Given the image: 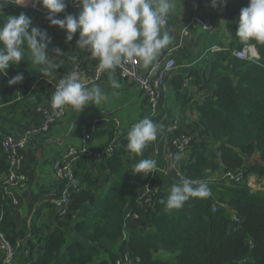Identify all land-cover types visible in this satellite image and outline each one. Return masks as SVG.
Returning a JSON list of instances; mask_svg holds the SVG:
<instances>
[{
    "label": "trees",
    "instance_id": "obj_1",
    "mask_svg": "<svg viewBox=\"0 0 264 264\" xmlns=\"http://www.w3.org/2000/svg\"><path fill=\"white\" fill-rule=\"evenodd\" d=\"M248 4L249 0H227L220 7L232 31L229 46L254 44L260 57L241 59L225 49L212 50L213 44L225 46L217 39L219 32L214 31L202 46V52L208 49L207 56L195 65L201 54L192 52L187 40V44L179 46L180 64L192 66L175 73L172 80L174 96L182 100L181 111L191 112L182 113V118L196 115L176 132L194 129L198 133L189 155L180 160L182 172L194 179H207L217 170L243 171L245 179L239 183L206 184L208 195L190 198L181 208L166 211L161 201L166 200L172 185L158 172L152 184L158 183L161 188L151 206L142 212L140 220L127 226V212L137 206L134 185L144 186L146 182L144 174L131 173L132 166L149 158L153 150L146 146L137 155L126 149L130 125L122 130L121 145H115L111 156H80L76 166L79 183L72 189L65 214L53 202H47L35 211L30 228L20 227L15 207L3 199L0 180V229L15 246L18 240L21 242L16 247L14 264H115L129 256L137 264H264V188L253 190L248 184L250 175L264 179V44L243 43L236 36L240 10ZM21 12L31 18L33 26L52 37L47 49L50 56L55 55L53 47H59L65 53L57 60H71L77 36L66 43V30L50 25L42 10L16 0H0V24L8 15ZM40 67L32 63L26 51L25 61L10 65L8 74L0 75V175L9 171L2 154L3 136L20 134L34 115L35 106L43 101L45 85L40 81L44 76L39 73ZM18 73H23V81L9 86L7 81ZM186 75H192L205 90L201 97L181 95ZM167 95L168 92L162 99L164 103ZM163 114V109L158 116L145 111L140 119L147 117L158 124ZM170 118L174 122L173 114ZM106 124L102 130H95L89 140L91 145L99 135L108 138L93 146L96 150L107 148L114 138V122ZM255 155L257 160L249 163ZM160 160L156 165L163 164ZM215 196L237 211L239 222L227 209H212ZM45 206L55 209L51 225L47 226L41 221ZM2 261L0 256V264Z\"/></svg>",
    "mask_w": 264,
    "mask_h": 264
},
{
    "label": "clouds",
    "instance_id": "obj_2",
    "mask_svg": "<svg viewBox=\"0 0 264 264\" xmlns=\"http://www.w3.org/2000/svg\"><path fill=\"white\" fill-rule=\"evenodd\" d=\"M79 5L77 14H66L67 0H40L48 10L46 19L50 25L66 30L65 42H71L79 30L76 48L87 52L92 59L98 60V67L109 73V83L119 89L120 83L112 73L123 63L139 58L144 67H149L160 55L161 50L170 45L173 36L162 30L167 18L175 8L174 0H74ZM227 0H211L213 8L224 6ZM236 36L243 43L255 41L264 44V0H249L240 10ZM52 37L46 30L33 26V21L25 13L8 15L0 24V75H7L10 65L25 61V53L30 52L34 65L41 66L39 73L51 76L53 70L61 66L57 60L65 52L53 47L55 55L48 54ZM75 63L77 58L71 57ZM23 73H18L7 81L8 85L22 82ZM107 97L101 86L93 83L86 87L81 74L73 70L60 78L51 96L54 109L71 106L83 111L89 105H101ZM153 120L145 117L134 123L127 133L126 149L140 155L146 145L156 140L158 128ZM156 161L141 159L131 169L133 175H147L154 172ZM208 195L206 185L194 186L188 178L170 187L166 200L161 203L165 210L179 209L193 197Z\"/></svg>",
    "mask_w": 264,
    "mask_h": 264
},
{
    "label": "built area",
    "instance_id": "obj_3",
    "mask_svg": "<svg viewBox=\"0 0 264 264\" xmlns=\"http://www.w3.org/2000/svg\"><path fill=\"white\" fill-rule=\"evenodd\" d=\"M19 4L29 5L37 9L42 10L48 14V10L41 8L38 5L40 0H23V3L16 0ZM27 3V4H24ZM69 9L68 14H77L79 5L74 0H67V7ZM197 10V8H196ZM195 10V11H196ZM65 14L58 13L57 18H63ZM201 27L208 32L215 31V25L212 21L201 18L197 13L192 15L187 27L182 29V38H186L190 34L191 28ZM79 35V30L77 31ZM230 42L224 43L225 46L213 45L212 50H226L241 59H258L260 57L259 50L254 44H246L242 48H231ZM139 58H134L130 61L123 63L117 67L116 70L119 74L125 78L132 79L137 83L141 93L146 99V111L151 116H158L163 109V116L157 125L158 128L157 138L154 141L149 142L146 146L153 147L152 152L149 155L150 159L157 162H163L162 165H156L154 172H149L144 175L146 182L144 186L134 185L138 196L136 198V209H130L127 212L128 219L125 220V225L131 226L134 222L140 220L143 217L142 212L146 211L152 204L153 198L158 193L161 185L158 183L152 184V181L156 174L160 172L162 176L173 185L179 183L182 178H188L194 184L198 186L200 184H221V183H236L242 182L244 177L243 171H218V175L212 177L211 174L207 179H194L181 170L180 160L182 157L188 156L189 151L193 144V140L196 138L198 133L195 130H187V132H176L185 128L181 126L177 121L169 122L168 111L165 103L162 100L169 91L168 79L177 70L179 63L177 60V54L175 49L168 50L165 54L157 57L152 65L146 68L144 72L141 71ZM105 71L98 67V61L93 68V75L91 81H98ZM184 79L183 87L187 88L188 83L193 81L192 75H186ZM40 81L45 87L51 86L55 91V86L58 82L54 81L51 77L42 76ZM85 84V83H84ZM86 85V84H85ZM70 106H65L61 109H52L38 103L34 110L41 115L39 123L31 127L27 131H22L20 134H5L2 140V154L7 159L9 164V171L6 173L5 178L2 180L3 199L11 202L13 207H17L19 204V194L26 190L28 176L24 171L25 154L24 151L27 148L30 138L39 133H45L50 131L52 125L60 119H63L66 110ZM103 123L114 122L115 135L107 148L103 150H96L89 144V140L92 133L96 130V126L85 127L82 130V144L80 146H69L66 153L61 158L58 168L56 171L57 179L60 183L59 196L56 197L52 202L61 209L62 213L65 214L69 211V202L72 189L77 187L79 178L76 174L77 162L81 155L88 157H96L97 159L103 158V156H111L114 152L115 145H121L123 129L121 128V122L118 119L103 118ZM165 122L168 124L165 125ZM133 125V124H131ZM255 176L250 175L248 178V184L252 187V181L255 180ZM264 183L258 189H263ZM253 190H258L254 189ZM227 209L229 215L234 221L239 222L240 217L237 215V211L227 205L224 201L220 200L217 196L214 197L212 203V209ZM142 213V214H140ZM21 244L20 240L17 241L16 246L8 238L6 233L0 229V252L3 253L2 264L13 262V257L17 251L16 247ZM115 264H137V260L134 257H126L125 259H118Z\"/></svg>",
    "mask_w": 264,
    "mask_h": 264
},
{
    "label": "crops",
    "instance_id": "obj_4",
    "mask_svg": "<svg viewBox=\"0 0 264 264\" xmlns=\"http://www.w3.org/2000/svg\"><path fill=\"white\" fill-rule=\"evenodd\" d=\"M174 4L175 8L167 18V24L162 29L168 31L174 39L170 45L161 50L160 55L165 54L170 49H175L177 54L179 66L168 79L169 91L165 106L169 110V122L172 120L170 115L173 114L175 118L174 122L177 121L181 126H185V124L187 125L191 120H194L196 115L192 113L191 117L182 118V113L191 112L189 110L186 112L181 111L182 100L179 99L178 96H174V91L172 90L174 74L192 66L190 64H180L179 46L188 43L192 52L201 54L198 61L194 62L193 65H195L203 61L207 56L208 49L202 52V50H204L202 46H205L204 43L207 36L213 32H208L201 27H193L190 30L189 36L182 38V29L187 27L192 15L197 13L201 18L210 20L214 23L215 32H219L217 39L223 44L231 42L232 31L226 26L225 15L221 12L223 7L218 5L213 8L210 0H174ZM38 5L44 8L39 2ZM68 10L69 9L66 8L62 13L67 14ZM74 36L79 38L77 33ZM185 40H187V43ZM217 44L219 45V43ZM71 56H76V58L82 56V58H77L75 63L72 59L68 62H61L60 68L53 70L51 76L48 77L57 81L67 73L76 70L81 74L82 82L86 84V87H90L93 83L100 85L107 99L101 105L87 106L80 113L70 106L66 110L64 118L53 124L50 131L39 133L30 138V142L24 151V171L28 176L27 187L26 190L19 194L20 201L18 206L15 207L18 225L25 229L30 228L32 217L38 208H41L47 202H52V200L59 196L60 183L56 176L58 164L69 146H80L82 144V130L85 127L96 126V130H102L107 126V124L105 125L103 123L102 119L107 117L120 120L121 128L124 129L138 122L142 114L146 111V99L141 93L140 88H138L137 83L132 79L121 76L115 69L112 75L120 83L121 87L119 89H113L111 87L109 83V73L107 71L103 73L98 81H91L93 68L98 60L92 59L87 52L78 47L76 48V44H74ZM140 64L141 71L144 72L146 67L143 66L141 61ZM180 91L182 93L181 95L186 93L185 95L188 94L193 99L201 97L205 92L200 85L195 83V80L189 82L187 88H184L182 84ZM53 92L51 86H44V91H42V105L54 109L51 104ZM33 113L34 115L27 122L22 131H27L39 123L41 115L35 111ZM184 119H186V121H184ZM107 139L106 136H97L93 144H91L92 148L93 146L97 147L101 145L106 142ZM5 175L6 174H1L0 180H3ZM43 210L44 213L41 221L45 222L46 226L51 225L49 220L52 218L55 209L45 206ZM0 256H3V253L0 252Z\"/></svg>",
    "mask_w": 264,
    "mask_h": 264
},
{
    "label": "rangeland",
    "instance_id": "obj_5",
    "mask_svg": "<svg viewBox=\"0 0 264 264\" xmlns=\"http://www.w3.org/2000/svg\"><path fill=\"white\" fill-rule=\"evenodd\" d=\"M18 1H20L21 3H23V0H18ZM24 4H27V3H24ZM39 4H40V1H39ZM257 158H258L257 155L251 157V158L249 159V163H251V161H252V162L255 161V159L257 160ZM217 175H218V170H217V171H214V172H211V176H212V177H215V176H217ZM252 176H255V175H252ZM263 183H264V179L258 178V177L256 176V177H255V180L252 181V187H253L254 189H258L259 187H261V186L263 185ZM159 255H164V254H159ZM165 255H167V254H165ZM2 259H3V256H2Z\"/></svg>",
    "mask_w": 264,
    "mask_h": 264
},
{
    "label": "water",
    "instance_id": "obj_6",
    "mask_svg": "<svg viewBox=\"0 0 264 264\" xmlns=\"http://www.w3.org/2000/svg\"><path fill=\"white\" fill-rule=\"evenodd\" d=\"M7 264H11V263H7Z\"/></svg>",
    "mask_w": 264,
    "mask_h": 264
}]
</instances>
